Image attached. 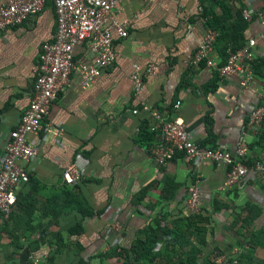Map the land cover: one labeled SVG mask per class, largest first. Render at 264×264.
Listing matches in <instances>:
<instances>
[{"label":"crops","instance_id":"1","mask_svg":"<svg viewBox=\"0 0 264 264\" xmlns=\"http://www.w3.org/2000/svg\"><path fill=\"white\" fill-rule=\"evenodd\" d=\"M218 1L222 0H118L111 15L128 21V35L119 38L112 33V66L91 85L75 71L44 121L58 133L28 134L38 154L20 162L30 178L16 187L11 220L0 216V264H100L99 255L107 256L104 264H124L118 253L131 252L156 217L162 220L167 214L172 223L189 215L187 202L194 189L209 219L207 244L203 246L199 236L187 245V253L201 252L199 264L216 252H221L218 258L246 255L240 264H264V119L256 132L248 125L261 104L260 92L242 87L236 77H222L193 63L200 41L212 29L202 15L204 9L221 16ZM227 3L234 21L243 10L252 12L245 46L259 39L255 64L264 63V0ZM108 24L109 20L104 26ZM56 30L54 5L48 2L23 25L0 33V163L6 138L29 105L41 47ZM224 48V42H217L212 52L220 65L226 58ZM93 58L88 42L75 49L78 65L90 64ZM135 67L142 81L137 95ZM255 78L263 90L264 80ZM178 100L181 106L175 113ZM156 110L169 118L181 117L189 138L198 144L236 153L244 143L251 163L247 175L230 186L229 166L191 160L180 152L160 164L152 152L161 141L160 132L152 130ZM75 163L87 174L68 184L63 174ZM80 227L79 235H71ZM57 236L63 238L60 248ZM161 237L163 242L172 239ZM159 244L155 253L163 248ZM174 257L166 255L156 262L176 264ZM131 264L142 262L132 259Z\"/></svg>","mask_w":264,"mask_h":264},{"label":"built area","instance_id":"2","mask_svg":"<svg viewBox=\"0 0 264 264\" xmlns=\"http://www.w3.org/2000/svg\"><path fill=\"white\" fill-rule=\"evenodd\" d=\"M48 2L54 5L57 30L41 47L29 105L17 127L6 138L0 163V216L5 222L11 220L18 200L16 187L28 182L30 178L29 172L20 162L30 161L38 154V145L28 139V134H39L42 130L58 133V129L44 126L53 101L70 83L75 71L83 75L86 85L94 83L115 60L112 33L119 38L128 35V21H118L111 15L118 0H10L0 4V33L23 25L31 17L41 13ZM243 15L251 23L252 12L246 9ZM107 20L109 24L104 26ZM217 38V31L210 29L206 32L198 45L193 63L197 66L205 65L222 77H236L242 87L249 88L256 94L260 92L261 104L253 111L248 122L250 129L256 132L264 119V89L260 91L257 88L254 73L255 48L259 39H251L241 49L229 50L226 63L220 65L212 58ZM260 40L264 41V35ZM86 42L94 55L93 62L78 65L75 61V49ZM132 80L137 95L142 87L137 67ZM180 106V100L175 102V113ZM153 114L155 121L152 130L160 132L161 141L152 152L160 164H167L176 152L183 153L191 160L223 163L230 168L227 180L230 186L249 172L250 166L246 163L248 148L244 143L238 147L236 153L224 148L204 146L189 138L186 123L177 114L171 118L160 110ZM255 166L261 167L259 163ZM80 168L81 165L77 163L66 168L63 174L65 182L74 184L82 181L87 173ZM187 206L189 213L201 210L200 192L197 189L192 191ZM160 247L161 244L158 243L157 248ZM223 261L226 262L227 259L219 257L216 260L218 263Z\"/></svg>","mask_w":264,"mask_h":264},{"label":"trees","instance_id":"3","mask_svg":"<svg viewBox=\"0 0 264 264\" xmlns=\"http://www.w3.org/2000/svg\"><path fill=\"white\" fill-rule=\"evenodd\" d=\"M229 0L218 1V5L222 9V15L218 16L213 10L208 11L204 9L203 16L208 19V25L210 28L218 32L217 42H224L225 48L222 50L223 55H226L224 59V64L228 58L229 50H238L245 46V32L248 29L250 22L244 18L243 10L241 14L237 16L236 21H234V15L231 10V4L227 3ZM216 42V43H217ZM223 65V64H222ZM254 73L258 78L264 80V63L262 61H257L254 66ZM248 165V161H246ZM177 188L174 187L171 191H175ZM168 191V188H166ZM246 210V209H245ZM254 216V215H253ZM161 220L160 217H156L152 224L145 228L141 234L138 236L134 242L132 251L124 250V253H118L121 255L124 264H131V261H140L142 264H158L156 260L164 258L166 255L171 258L177 256L178 263L176 264H199V259L201 257V252L192 251L187 253V248L193 239H199V236L203 246L207 244V233L208 229L205 227V223H208V216L205 214L204 210H200L196 213H189V215L178 216L172 223L166 216ZM165 221L164 223H162ZM246 222H249L247 219ZM82 227L79 229H73L71 235H79L82 231ZM165 235H171V241L166 240L163 242ZM163 243V248L159 252H154V248L157 247L158 243ZM63 238L57 236L56 245L60 248L62 245ZM37 252V250H35ZM165 252V254H163ZM221 254V252L210 253L204 264H216V260ZM111 255V254H107ZM185 255V259L183 258ZM250 256V251L247 253ZM100 264H104L107 256L99 255ZM246 255H240L239 258L233 259L232 257H226V264H240L244 259H247ZM171 261V260H170ZM81 264H92L91 261H81Z\"/></svg>","mask_w":264,"mask_h":264},{"label":"clouds","instance_id":"4","mask_svg":"<svg viewBox=\"0 0 264 264\" xmlns=\"http://www.w3.org/2000/svg\"><path fill=\"white\" fill-rule=\"evenodd\" d=\"M227 262V261H226Z\"/></svg>","mask_w":264,"mask_h":264}]
</instances>
